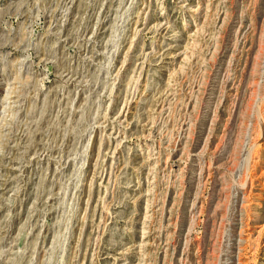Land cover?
<instances>
[{
	"label": "rangeland",
	"instance_id": "rangeland-1",
	"mask_svg": "<svg viewBox=\"0 0 264 264\" xmlns=\"http://www.w3.org/2000/svg\"><path fill=\"white\" fill-rule=\"evenodd\" d=\"M0 264H264V0H0Z\"/></svg>",
	"mask_w": 264,
	"mask_h": 264
}]
</instances>
